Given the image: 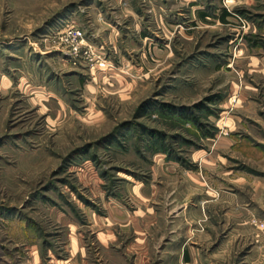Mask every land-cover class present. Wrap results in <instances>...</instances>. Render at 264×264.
<instances>
[{
  "label": "rangeland",
  "instance_id": "obj_1",
  "mask_svg": "<svg viewBox=\"0 0 264 264\" xmlns=\"http://www.w3.org/2000/svg\"><path fill=\"white\" fill-rule=\"evenodd\" d=\"M0 264H264V0H0Z\"/></svg>",
  "mask_w": 264,
  "mask_h": 264
},
{
  "label": "built area",
  "instance_id": "obj_2",
  "mask_svg": "<svg viewBox=\"0 0 264 264\" xmlns=\"http://www.w3.org/2000/svg\"><path fill=\"white\" fill-rule=\"evenodd\" d=\"M84 42V33L80 28L69 26L64 30V43L71 54L80 55L85 50Z\"/></svg>",
  "mask_w": 264,
  "mask_h": 264
},
{
  "label": "trees",
  "instance_id": "obj_3",
  "mask_svg": "<svg viewBox=\"0 0 264 264\" xmlns=\"http://www.w3.org/2000/svg\"><path fill=\"white\" fill-rule=\"evenodd\" d=\"M227 16V13L225 14ZM201 106H199L200 108ZM204 107V106H203ZM206 109V108H205ZM164 112H168L171 115H178L180 118L189 121V122H193L194 124H199V119L196 115V112H194L193 110L189 109V108H181V109H177L175 107H170V106H164L162 107V109ZM156 136V135H155ZM154 137V135H153ZM157 136L156 141H161L160 137Z\"/></svg>",
  "mask_w": 264,
  "mask_h": 264
}]
</instances>
